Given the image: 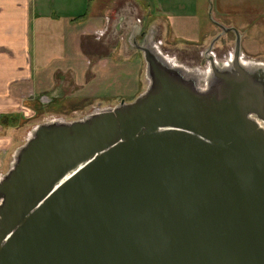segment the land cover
I'll return each instance as SVG.
<instances>
[{"label": "water", "instance_id": "obj_1", "mask_svg": "<svg viewBox=\"0 0 264 264\" xmlns=\"http://www.w3.org/2000/svg\"><path fill=\"white\" fill-rule=\"evenodd\" d=\"M214 23L225 66L138 46L143 94L32 131L0 176V264H264V64Z\"/></svg>", "mask_w": 264, "mask_h": 264}, {"label": "rangeland", "instance_id": "obj_2", "mask_svg": "<svg viewBox=\"0 0 264 264\" xmlns=\"http://www.w3.org/2000/svg\"><path fill=\"white\" fill-rule=\"evenodd\" d=\"M49 2L53 13L80 14L83 11L84 17H104L106 27L100 31L95 30L89 36L95 45L86 43L84 52L88 56L97 55L100 52L101 54L98 55L103 57L106 41L107 45L117 48L110 59L115 68L110 65L108 69L103 70L104 72L100 69L98 78L101 75L102 79H98L97 94H93L92 97L82 99L74 97L75 86L70 93H67V90V94L59 95L57 100H52L54 97L51 94L48 101L46 93L38 99L27 102L25 110L19 113V123L16 127L19 134L15 138L13 147L7 150L6 155H10V159L39 125L53 121H78L100 110L115 108L122 100L132 102L143 94L148 88L149 80L144 53L138 49V46L143 47L148 41L150 48L156 47L165 56L174 57L176 63L208 75L209 69H205L204 64L200 66L197 57L193 60L189 59L190 51L194 48H208L210 42L222 33V30L214 23L216 22L225 27H235L242 34L241 52L245 61L264 64V12L253 13V16L247 12L249 7L260 8L259 11H261L264 0H49ZM248 5L250 6L247 7ZM112 9L116 12L115 23L123 20L121 29L115 34L113 32L115 27L111 25L112 21L109 17V10ZM228 10H231V13H226ZM150 11L153 13L151 16ZM139 16L141 19L137 20ZM166 18L171 20L172 27ZM142 38L146 40V43L144 40L142 42ZM230 39H233L232 33H228L227 40ZM52 43H55V47L58 48L59 38H53ZM52 43L50 42V46L53 48ZM218 45L220 43L216 46ZM109 47L108 51L112 49L111 46ZM231 52L232 55H229L227 61L233 58L234 53L232 50ZM56 53L58 51H53L54 55ZM96 58L92 61V65L96 62ZM194 61L196 63L192 64ZM89 77L91 79L93 76L90 74ZM108 78H114V81H107ZM67 80L71 78L67 77ZM6 165H4L5 169ZM6 173L3 172V175Z\"/></svg>", "mask_w": 264, "mask_h": 264}, {"label": "crops", "instance_id": "obj_3", "mask_svg": "<svg viewBox=\"0 0 264 264\" xmlns=\"http://www.w3.org/2000/svg\"><path fill=\"white\" fill-rule=\"evenodd\" d=\"M233 5L237 6L236 3ZM256 9L249 7L247 12H250V15L264 12V6L261 11L260 8L255 11ZM109 12L115 34L121 29L123 20L115 23L116 12L114 9ZM150 12L151 16L153 13ZM226 13H231V10ZM83 15V11L80 14L53 13L49 0H0V176L9 171L13 162L14 156L10 159V155L6 154L19 134L16 130L18 117L19 113L25 110L27 102L46 93L49 101L51 94L57 97L67 90H70L67 91L70 93L75 86L74 97H92L97 94L98 79H102L101 75L98 78L100 69L104 72L110 65L113 66L110 59L117 48L107 45L106 41L104 56L93 65L88 54L84 52L86 43L95 45L89 36L95 30L104 29L106 21L104 17ZM139 19L140 16L137 17V20ZM166 19L172 27L171 20ZM53 38H59L58 48L52 43ZM109 46L112 47L110 51L113 53L108 51ZM53 51L58 53L54 55ZM89 73L93 76L91 79ZM67 77L71 80H67ZM113 79L108 78L107 81Z\"/></svg>", "mask_w": 264, "mask_h": 264}, {"label": "flooded vegetation", "instance_id": "obj_4", "mask_svg": "<svg viewBox=\"0 0 264 264\" xmlns=\"http://www.w3.org/2000/svg\"><path fill=\"white\" fill-rule=\"evenodd\" d=\"M230 33L233 34V39H230L229 41L227 40L228 33H226V34L220 33L215 39H213V41L210 42L208 48L204 47L202 49H200V48L199 49H197V48L192 49L190 51V58L189 59L193 60V59H195L197 57L198 64L200 66H202V64H204L203 65L204 68L205 69L208 68L209 69L208 71H210L211 62H209L207 57H210V56L216 61V63L219 66H225V64L229 62L226 59L229 57V55H232L231 50L234 53L235 52V47H236V38H237L236 34L234 32H230ZM117 34H119V33H117ZM143 40L146 43V40L144 38H142V42H143ZM149 43L150 42L148 41L147 44H149ZM218 43H220V45L216 46ZM99 46H101V45H99ZM210 47H212V48L209 51ZM207 51H208V55L206 54ZM211 52H213V54H211ZM98 54H101V53L99 52ZM98 54L97 55H91L89 57L93 61L98 56V58H96V60H99L101 55H98ZM102 56H104L103 53H102ZM233 56H234V54H233ZM194 63H196V61L192 62V64H194ZM61 94H63V93H61ZM57 97H59V95ZM57 97L54 96V98H52V100H55V99L57 100Z\"/></svg>", "mask_w": 264, "mask_h": 264}, {"label": "bare ground", "instance_id": "obj_5", "mask_svg": "<svg viewBox=\"0 0 264 264\" xmlns=\"http://www.w3.org/2000/svg\"><path fill=\"white\" fill-rule=\"evenodd\" d=\"M159 51H160V50H159ZM166 58L169 59V60H174V59H173L174 57L171 58V57H169V56H166ZM174 61H175V60H174Z\"/></svg>", "mask_w": 264, "mask_h": 264}, {"label": "trees", "instance_id": "obj_6", "mask_svg": "<svg viewBox=\"0 0 264 264\" xmlns=\"http://www.w3.org/2000/svg\"><path fill=\"white\" fill-rule=\"evenodd\" d=\"M192 42H196V41L192 40Z\"/></svg>", "mask_w": 264, "mask_h": 264}]
</instances>
